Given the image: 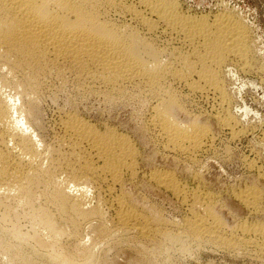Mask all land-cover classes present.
I'll return each instance as SVG.
<instances>
[{
    "label": "bare ground",
    "instance_id": "obj_1",
    "mask_svg": "<svg viewBox=\"0 0 264 264\" xmlns=\"http://www.w3.org/2000/svg\"><path fill=\"white\" fill-rule=\"evenodd\" d=\"M200 14L184 12L174 0H0V255L5 261L110 264L108 243L124 241H137L150 259L165 257L160 264H172L171 253H185L192 244L236 253L246 246L264 256V225L226 226L211 193L185 187L167 169L149 170L148 179L188 204L187 217L168 221L153 207H139L140 196L127 189L138 178L140 161L129 133L63 111L53 142L41 136L37 101L70 86L71 93L97 96L111 106L144 104L150 110L147 129L163 140L167 152L192 162L209 131L194 117L185 124L176 118L184 108L175 84L190 94L217 95L223 109L228 95L220 68L228 59L242 69L252 63L247 28L235 15L225 9ZM159 34L170 37L166 44L157 42ZM215 112L220 123L230 122L229 115ZM261 195L250 186L236 196L253 211L259 210ZM102 204L112 212L109 220ZM85 226L91 235H85ZM96 240L109 248L98 245L103 249L98 251Z\"/></svg>",
    "mask_w": 264,
    "mask_h": 264
},
{
    "label": "rangeland",
    "instance_id": "obj_2",
    "mask_svg": "<svg viewBox=\"0 0 264 264\" xmlns=\"http://www.w3.org/2000/svg\"><path fill=\"white\" fill-rule=\"evenodd\" d=\"M174 1L179 4L181 10L195 15H199L200 13H202L200 15L204 13L211 15L224 9L226 12L228 11L229 14L232 13L231 15H235V18L239 19L238 21H241L245 28H247L246 31L250 40L252 56L250 59L251 61L249 60V62L252 63L248 65L249 67L246 66L247 68L245 67L242 69L239 62L235 61L234 63V61L229 59L222 65V68H220V70L222 69L220 71V76L222 82H224V88L228 95L227 101L229 100L228 102L225 101L226 103H224L223 109L219 108L217 95L215 96L211 92L207 93L209 95L206 93L190 94L186 88L175 84V87L179 92L181 91L180 93L184 97L183 100L181 96V102L183 108H186L185 110L183 109L182 111L176 112V118L182 124H185L187 121V123H190L191 120L195 118L194 121L197 120L199 124H205L209 131V136L205 141L204 147L194 154L192 162L191 160L188 162L182 155H180L181 157L179 155L177 157L176 154L167 152L164 145H162L164 144L162 143L163 140L161 141V138L156 135V133L154 135V133L152 134V132L147 129V124L145 125V123H147L150 110L147 106L144 107V104L142 107L139 103L130 101L131 103H124L126 106L124 104L111 106V104H106L105 101H102L97 96H94V98L91 96L90 99H88L89 97H83L74 92L71 93L70 86V88L68 86L66 87L67 90L65 89L62 90L63 92L57 93V96L44 94L40 97L39 101H37L43 127V129L41 128V136L45 139V143L53 142V137L58 132L57 121H59L63 111H74L81 116H88V119L98 123L104 121L108 122L118 130L129 133L131 137L133 136L132 139L135 143L137 142V147L139 146V179L137 178L133 185L130 184L132 186L129 184L127 186V189L130 188L129 191L135 195V197L140 196V198L137 197L139 207H153L163 214L165 219L167 217L166 220L168 221L174 220L181 222L182 219L187 217L186 215L189 213L188 204L186 205V203L180 201V199L175 198L176 196L172 195L170 191L164 190L163 187L158 186L148 179L149 170L167 169L174 172L180 182L187 185L185 187L189 189L199 188L211 193L217 203L215 209L216 213L222 221L224 220L226 226L236 228L240 223H259L264 225V0ZM126 19L130 20V17L127 16ZM158 38L157 42L161 39L158 42L160 45L166 44L165 42L170 39V37L165 34H159ZM65 91L67 93H64ZM217 109L222 116L229 115V123L234 125L233 127L226 122L224 125L216 119L217 115H215V111H218ZM227 124H229L228 127ZM230 130H232V132ZM182 159L187 161L184 162ZM183 162L185 164H183ZM186 164H188V166H186ZM62 175L63 174H61V176ZM138 183L141 185L138 186ZM144 184L146 185L144 186ZM250 186H254L256 189L260 190L262 194L259 200V210H248L236 196L239 191L241 192V190ZM138 187L141 188L139 189ZM141 201H143V203ZM101 208L105 210L104 212L107 211L105 204H102ZM196 211L200 212V210L197 209ZM105 216L109 220L112 217V212L110 213V211H107ZM87 229L86 226L83 228L84 232H87L85 235L89 233L92 234V232ZM84 232L82 233L84 234ZM92 238L94 237L92 236ZM63 240H65V238ZM89 241L91 242V240ZM127 242L124 241V243L121 242L119 244L117 242L116 244L108 243L111 249L107 242L101 243L96 240L95 244H97L96 249L98 251L109 248L107 250L111 251H108V259L111 261L113 260L112 263L114 262L115 264H132V262L134 264V260L136 261L141 257L144 259L143 261L146 259L144 264H157V262L160 264L162 261L166 260L163 256H159L160 258L156 257L157 260L153 257L154 263L152 259H150L152 257L151 255L145 254L146 257L143 253L141 254L142 251L140 247H138L139 243L137 241L136 243L133 241L134 247L133 243H131L132 241ZM129 243L131 245L128 247ZM104 244H107V247L104 246ZM98 245H101L103 249L99 250L101 247H98ZM123 245L125 247H123ZM190 246L192 249L189 248V251L185 253L180 251L175 252L177 249L173 251L171 253L172 255L169 256V260L172 264H264V256L257 255L254 249H250L246 246V249L244 246H239L238 250L240 249V252L237 250V253L232 249L228 251L227 249L225 250V248L219 249L217 246L215 248L212 244H204L201 245L202 247L193 244ZM131 247L137 249L133 250ZM188 252H191V254ZM135 256L136 258L137 256L139 257L135 259ZM1 257L2 254L0 255V264L3 262V264H5V262H7L5 260L7 259L5 256ZM1 260H3V262ZM8 263L9 262H7V264ZM163 264L166 263L163 262Z\"/></svg>",
    "mask_w": 264,
    "mask_h": 264
}]
</instances>
